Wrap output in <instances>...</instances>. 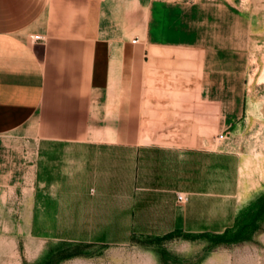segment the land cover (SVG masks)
<instances>
[{"label": "crops", "instance_id": "obj_1", "mask_svg": "<svg viewBox=\"0 0 264 264\" xmlns=\"http://www.w3.org/2000/svg\"><path fill=\"white\" fill-rule=\"evenodd\" d=\"M152 2L0 0V136L33 143L32 231L121 245L235 225L241 159L209 149L199 101L160 95L185 83L146 47Z\"/></svg>", "mask_w": 264, "mask_h": 264}, {"label": "rangeland", "instance_id": "obj_2", "mask_svg": "<svg viewBox=\"0 0 264 264\" xmlns=\"http://www.w3.org/2000/svg\"><path fill=\"white\" fill-rule=\"evenodd\" d=\"M145 41L174 55L160 57L168 84L185 83L160 95L201 103V147L241 159L235 225L121 245L32 231L33 143L12 133L0 136V264H264V0H153Z\"/></svg>", "mask_w": 264, "mask_h": 264}, {"label": "built area", "instance_id": "obj_3", "mask_svg": "<svg viewBox=\"0 0 264 264\" xmlns=\"http://www.w3.org/2000/svg\"><path fill=\"white\" fill-rule=\"evenodd\" d=\"M134 43H137V40H135ZM178 201L180 203H185V202H187V197L185 195H179L178 196Z\"/></svg>", "mask_w": 264, "mask_h": 264}]
</instances>
